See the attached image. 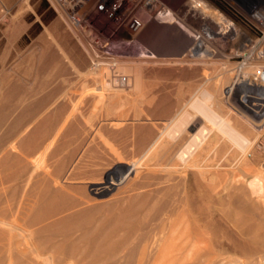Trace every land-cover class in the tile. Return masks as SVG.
<instances>
[{
    "label": "bare ground",
    "instance_id": "6f19581e",
    "mask_svg": "<svg viewBox=\"0 0 264 264\" xmlns=\"http://www.w3.org/2000/svg\"><path fill=\"white\" fill-rule=\"evenodd\" d=\"M74 9L75 7L72 6L71 10ZM247 12L251 13L250 17L255 19L256 23L258 22L257 24L263 31L262 37H251L244 30L238 28V26L236 27L231 19L224 15L222 11L213 6H203L198 9H169L167 12H155L156 15H154L160 18L162 22L169 23L164 30H159L161 31V35H169V42L162 39L155 41L153 44L154 50L160 47L164 53L153 56L147 53L148 45L137 41L136 47L140 48L138 56L120 57L118 55L119 57L111 58V60L109 59L108 62L103 64L100 60H96L99 57L97 58L95 55L96 59L93 58L94 61L92 62L94 70L103 69L101 72V85L99 87V90L102 91L101 93L99 92L100 94H97V92L96 94L94 92L87 93L86 90V92L82 93H77V91L76 93H71L65 89L64 84L44 91L43 87H47L49 83L44 78L38 84V89H26L22 84L15 83V81L10 84L7 90V103L5 106L0 107V129L9 115L14 116L15 114V116L10 124L7 122L9 126L0 135V151L2 152L0 162L4 166L3 169H0V186L5 182L13 180L19 182L32 180L33 174L25 177L26 167L29 164L35 163L38 166L42 156L46 155L47 151H49L51 156H56L61 150H65L69 145L71 146L72 139L69 135L76 134L78 131L79 121L84 115L83 112H85L81 110L83 104L93 101L95 102L94 104L92 102L93 105H96V102H101L104 111L100 110L99 115L98 111L96 114L94 112L91 113V119L97 116L98 118L93 122H91V119L90 121L88 120L90 127L87 129V133L92 137L93 141L97 135L98 137L99 135L104 136L106 162L102 161L104 163H101L105 165L104 169L97 167L91 170L88 177L89 179L91 178L90 181L88 180L90 182L89 186L94 194L102 198L115 188L119 190V193H126L127 195L125 194L122 197L120 196L121 194H118L119 197L112 195L111 199L109 198L110 200H104L103 198L104 201L102 200L100 203L97 199L98 203L96 204H92L93 202L91 203L88 197H86L87 199L84 198L85 196L83 197L84 199H79L82 197L81 195L74 200L70 197V200L68 198L63 199L65 193L63 192V194L55 189V183L57 180L61 181L67 175L73 174L76 167L82 170L77 160L74 162L71 159L73 153L70 154L69 152L68 156L58 158L55 164L57 165V169L66 170L65 176H63L64 174L61 176L59 173L57 178L54 177L56 179L55 183L53 181V187L49 184L41 185V187H38V191H33L36 200L33 203L20 206L19 214L22 215L21 220L24 226L7 218L13 207L11 205L7 207L1 206L3 192H0V264H5L6 262L8 264H56V258L52 252L58 250L66 251L72 259L71 264H99L105 259L113 258L121 248L125 249L126 246L131 244L133 240L127 245L130 232L134 229H141L143 222L145 223L144 220L148 218L153 220L173 215L187 218L185 221V231L188 233V235L186 234L188 236L186 245L195 249L199 246V242H203V238L206 236L203 237L205 232L199 229L200 222H203L204 229L215 228L217 226L216 221L218 219L216 218V214L220 209H217L215 205L218 201L229 206L224 211V215L229 218L233 217V220L237 222V228L240 226V229L242 227L244 230L241 234L239 233L240 235H236L233 234L232 230V234L230 230H226L228 232L226 234L223 233L225 229H221L222 233L226 234V236H223L225 239H223L221 238L222 235L219 233V236L217 233L218 231L215 232V228L214 237L209 240L211 249L216 247L221 254L230 252V254L241 255L249 260L259 258L260 262L264 264V232L258 231L259 229L263 230L264 222L260 223V219L256 216L254 217L255 211L260 209L257 206L256 208L254 203L256 202L258 205L259 202H264V171H258L255 175L251 174L253 178L249 179L247 177L249 173H246L247 167L246 169L241 167L244 172L239 175L240 177L235 181L231 177L232 181H234L233 184L225 185L226 183H221V185L224 184V188L219 190L217 184L214 185L210 182L203 184L201 182V179H207L206 181H208L210 178L205 175L203 168L201 169L198 165L200 158L198 157V150L199 148L201 149V144H204L202 142L206 135L216 130L214 126L218 123L216 122L217 118L220 119L221 125L225 123L223 124L226 125L225 128L228 126V129L224 130L222 128L223 132H227L228 135L230 133L231 138L235 141L234 143L239 142L243 149L255 147L257 142L264 136V4L259 0ZM145 22L137 21L141 28L145 27ZM61 49L63 48L60 47L59 50L62 51ZM49 50L48 53L50 52ZM53 52H50L45 58L40 59L37 71L45 77V75H51L52 69H56L57 67V74L63 76L64 82H67V66L61 63V65L57 66L59 64L57 62L60 60L56 55L57 53L54 54L55 52ZM62 53H65V51ZM88 53L86 54L88 55ZM100 57L102 59V56ZM237 59H240V61L237 62ZM68 61L70 62L69 59ZM175 64L180 65L181 67L177 66L179 68H182L183 65L187 67L183 66L185 68L183 69V73L178 72L179 74L176 75L175 72L177 70L175 71V68L172 67ZM153 65H165V68L162 69L160 67V69H156ZM73 66L76 67L74 64ZM167 66H169V69H167ZM86 68H88V65ZM47 71L49 72L47 73ZM90 72L89 74H92ZM180 74L181 76H179ZM163 75H167L169 84L170 82L173 83V80L179 81V84H187V88L185 87L186 93L188 92V96H190L188 103L190 102L199 114L188 113L189 111L186 110L187 103V105L183 104V106H179L181 109L175 110L176 113H174L173 108H175L176 102L175 105L172 104L169 91L158 87L160 82L157 78ZM96 76L94 75L92 78ZM239 85L259 91L255 97L243 93L240 95L239 100L247 102L249 104L248 109L251 111V114L239 112L242 119H244L242 122L237 121V117L236 121L233 120L234 118H230V115H227L223 111V105L225 103H232L235 96H237L235 91ZM86 88L88 89V87ZM40 89L43 90V93L39 94L40 96L36 100L34 99V102L24 103L28 100L27 98L37 95ZM184 90L181 87L178 93L180 92L182 95ZM127 96H132L134 100L142 104L144 103V106L139 104L136 107V112L133 110L138 116L142 115L143 112L147 117L153 118L158 113L164 114L165 117H161L160 122H158L161 125L158 128L155 127L157 129L156 133L151 131L148 125L145 127L146 124H143L144 126L139 125L140 127L138 128L127 124V115L124 110V101ZM96 110L99 109L95 108ZM231 113L234 112L232 111ZM88 114L90 116V113ZM135 114L134 116H136ZM188 115H191L190 120L186 119ZM158 123L156 122V124ZM209 123H212L213 126ZM151 126L154 127L153 125ZM189 128L193 132L188 134ZM254 130L259 134V136L254 135L256 138L253 136ZM130 131L133 133L132 137H128L130 139L129 142L126 136ZM220 135L222 137V133ZM83 136L81 137L84 139L85 137ZM91 145L93 144L91 143ZM93 146L95 148L93 147L91 152L99 151L101 153V145L98 142ZM226 147L229 148L228 145ZM127 149L138 150V153L129 158L124 157ZM241 150L238 153L242 152ZM13 151L15 152L13 153ZM83 151L85 150L83 149ZM203 151L207 150L203 149ZM235 151L237 153V149ZM85 152H87V149ZM246 153L248 154L249 150ZM254 154L257 153L254 152ZM81 155L79 156L81 157ZM236 155L238 156V154ZM243 156H245V153ZM254 156L257 158L256 155ZM230 157L228 158L230 159ZM228 158L227 160H229ZM233 158L230 159L231 162ZM81 159L83 160V158ZM236 159L234 158V160ZM256 160L259 161V158ZM256 160L252 158V162ZM237 162L239 163V161ZM262 162L260 163L262 164ZM79 163L81 164V162ZM243 163L242 165L244 166ZM86 165L88 164L86 163ZM226 167V170H228L229 166H225L224 168ZM209 168L207 167V169ZM233 168L232 171L236 170H233ZM250 170L254 172L253 169ZM224 173L227 172L225 171ZM220 174L217 176L221 177ZM237 174L236 177H238ZM228 175H226L227 178H230V174ZM45 178L46 175L41 177V180H45ZM227 178L225 179L227 180ZM225 179L224 181H226ZM222 180L219 179L216 183L220 184ZM66 181H69V179ZM58 183L61 184V182ZM221 185L220 187H222ZM10 194L12 198L15 193L10 192ZM73 198L75 197L73 196ZM176 200L180 202L181 206L179 208H171L169 202L172 201L174 203ZM5 203L8 204L7 202ZM224 207L226 206L224 205ZM62 212H66L67 214L53 219L59 213L61 215ZM257 219H259V222ZM119 230L124 231L122 238L114 243H108L111 235ZM76 231H80V235L78 238L72 239V235ZM139 231L142 232V230ZM174 232L176 231L174 230ZM60 233L63 235V239L57 241L56 236ZM144 242L145 245L141 249L142 252L146 251L148 246L150 249L159 251L179 246L174 238H171L169 242L157 239H146ZM132 246H135V244ZM207 246L205 245L204 247L207 248ZM200 248L199 246L198 249ZM202 250H205V248ZM44 251L45 253L46 251L50 252V255H44ZM134 251L129 247L126 257L130 256ZM198 252H195L197 256L199 255ZM118 255L120 256V254ZM218 259L219 257L209 256L206 262L218 264ZM224 260L226 259H222L221 261L224 262Z\"/></svg>",
    "mask_w": 264,
    "mask_h": 264
},
{
    "label": "rangeland",
    "instance_id": "374dc122",
    "mask_svg": "<svg viewBox=\"0 0 264 264\" xmlns=\"http://www.w3.org/2000/svg\"><path fill=\"white\" fill-rule=\"evenodd\" d=\"M250 1L252 3L253 2L254 3L259 2V0H250ZM260 1H262V3L264 4V0H260ZM99 3H100L99 0H91L90 4L88 3V5L86 7L84 6L82 9L80 8L81 10L75 11V10H71V7L69 4H68L69 5L68 6L66 2L59 1V0H0V107L6 105V103H7V90H8V87L10 86V84L13 83L14 81H15V83L18 82V83L22 84V86L25 87L26 89H33V88L38 89L39 88L38 84L44 78V79L48 80V82H49L47 87H43L44 91H46L47 89H50L51 87H55V86L64 84L63 86L65 87V89H67V91L68 92L70 91L71 93H73V92L76 93V91H77V93H82L86 90L87 93L94 92V94H96V92H97V94H100L102 91L99 90V87L101 85V72L103 71V69L101 68L102 70L101 69H95L94 70V67L92 66V62L94 61L93 58L96 59L95 58L96 56H97V58L99 57V59H96V60H100V62L103 64L108 62L109 59L111 60V58H116L119 56L120 57L131 56V55L132 56H138L140 54V48L136 47L137 41H139L140 43H144V44L148 45L147 53H149L153 56H157L160 53H164V51L162 49H160V47L157 50H154L153 44L155 41L162 40V39L165 40L166 42L167 41L169 42V35H161L160 34V32L162 30H164L166 26L169 25L168 22H164V21L162 22V20L160 18H157L155 16L156 15L155 12H153V13H151V12H147V13H145V12L124 13V12H117V11H111V10L110 11L109 10H102L101 9L102 7L99 5ZM246 5H247V8L241 7V9L227 10L226 12H222V13L224 15H226L227 17H229L236 27L238 26V28H241L242 30L247 32L248 35H250L251 37L260 38L263 36V31L261 30V28L257 24L258 22L256 23L255 19H252L250 17L251 13L247 12L252 7L251 6L252 4L248 3ZM137 21H146L145 27L141 28L140 24L137 23ZM159 30H161V31H159ZM57 46H59V47H57ZM60 47L63 48V49H61L62 51L59 50ZM48 50L50 52L54 51L55 52V53L53 52L54 54L57 53L56 55L60 60L59 62H57V63H59V64H57V66L61 65V64H64L65 66H67V75H66L67 77H66V79H68L69 81L67 80V82H64V77L59 76L57 74V72H58L57 67H56V69L55 68L52 69L53 71H52L51 75H45V77L43 76V74H41L39 71H37L40 59L45 58L46 55H48L50 53V52L48 53ZM63 51H65V53H62ZM95 52H96V54H95ZM86 53H88V55ZM165 53H166V51H165ZM98 54L100 56H102V59ZM66 55H68L67 59H66ZM68 59L70 60V62L68 61ZM104 60H105V62H104ZM239 61H240V59H237V62H239ZM73 64L80 69L74 67ZM85 65L86 66L88 65V68H86ZM91 66H92V68H91ZM102 66H104V65H102ZM153 66H152V68H153ZM177 66L181 67L180 65H177V64L172 66L173 68H175V71L177 70L175 72L176 75H178L181 72L183 73V71H184L183 69H185L184 67H187L186 65H183L184 67L182 66V68H179ZM160 67L162 69H164L165 65L154 66V68H156V69L157 68L160 69ZM84 68H85V71H84ZM54 69H55L56 74L54 72ZM167 69H169V66H167ZM48 72L49 71H47V73ZM76 72H78L79 74ZM89 72L92 73L93 75L89 74ZM81 73H83L84 75L83 74L81 75ZM86 73H88V74L86 75ZM181 74L179 76H181ZM94 75L95 76L97 75V76L95 78H92V76L94 77ZM77 76H79V77H77ZM77 78H80V79H77ZM157 79L160 82L158 87L164 88V89L169 91V93L171 95L170 101L172 102V104L175 105V102H176V105H175L176 109L173 108L174 113H176L177 110L181 109V108H179V106H183V104L187 103L188 105L186 104L187 105L186 110L189 111V112L187 111L188 113L199 114L198 111H196V108L193 107L190 104V102L188 103L190 96H188L189 95L188 92L186 93L187 84H179V81H177V80H173V83L170 82V84H169V78L167 77V75L159 76ZM83 80H85V81L83 82ZM86 80H88V81H86ZM71 82H73V83H71ZM97 82H100V83H97ZM82 83H83V85H81ZM65 84H67V85H65ZM86 87H88V89ZM97 87H98V89H97ZM181 87L183 89H185L184 93L182 95L180 94V92L178 93V90ZM81 89H84V90H81ZM43 90L42 89L38 90L37 95H34V96L27 98L28 100H26L24 103L28 104L29 102L30 103L34 102L43 93ZM88 90H90V91H88ZM235 92L237 93V96H235V99L233 100L234 103L232 101H231L232 103H225L223 105V109H224L223 111L225 113H227V115H230V118L231 117L234 118L233 120L236 121V117H237V121L242 122V121H244V119H242L239 112L251 114V111H250V109H248L249 104L247 102L239 100L240 95H242V93H243V94H247V95H250L252 97L253 96L255 97L258 95L259 91H256V90L249 88V87H246L244 85H239L236 88ZM131 97L132 96H130V97L127 96L125 98V101H124L125 102L124 110H125L126 115H127L126 116L127 117V124L130 125L131 127L134 126L135 128L140 127L139 125L142 126L143 124H146L145 127H147V125H148L150 130L153 131L154 133H156L157 129L155 127L158 128L161 125L158 122H160L159 120L161 117L162 118L165 117L164 114L158 113V115L155 116V118H153L150 116L147 117V115L143 112L142 115L138 116L137 113L135 114V112L137 111L136 107L139 106V104H141V106H144V103L142 104V103L134 100L133 97L132 98ZM236 98H238V99L236 100ZM92 102H89L91 104L86 103L87 105L83 104V107L81 110L85 111V112H83L85 116L83 115V117L79 121L77 133L69 135L72 139V145L71 146L69 145V147H67L65 150H61V152L59 154H57L56 156H51L49 151H47L46 155L42 156L41 162L39 163L38 166L35 163L29 164L26 167L25 177H28V176L33 174L32 180H30V181L27 180V181H22V182L13 180V181L5 182L4 184H2L3 186L2 185L0 186V188H1L0 192L1 191L3 192V199L2 200H3V202L5 201L8 203V204H6L4 202V204H3V202H2L1 206L7 207V206L11 205L13 207L11 212L7 216V218L9 220L15 221L16 223L24 226L22 224L23 221L21 220L22 215L19 214V212H20L19 208H21L20 206L27 205V203H33V201L36 200L34 192L38 191L37 189H39L38 187H41V185L44 186L45 184L46 185L49 184L50 186L53 187V184L55 183V179L57 178L59 173L61 176L63 174H64L63 176H65L66 170L62 171V169L61 170L59 168L57 169V165H55V164L57 163L58 158H60L62 156H68L69 152H70V154L73 153V157L71 159L74 162L77 160V162H78L79 166H81L82 170L79 168L77 169V167H76L74 170L76 173L74 172L73 174H71L69 176L67 175L66 178H63L61 181L57 180V182L55 183V185H54L55 189H57L61 193H63V192L65 193V195L63 196V199L68 198V200H70V198H71L74 200V199H77L78 196L80 197V195H81L82 197L79 199H82L85 196L84 198L88 197L90 202L91 203L93 202L92 204H96V203H98V200L100 203V202H102L103 198H104V200H108L110 197H112V195L114 197H117V196L119 197V195L121 193H119V190L117 188H115L110 193L105 195L106 197L103 196V198H102V197H99L96 194H94V192L91 190V188L89 186V184H90L89 181L91 180V178L90 179L88 178L89 173L91 172V170L96 169L97 167L104 169L105 165L101 164V163H104L102 161L106 160V155L104 154V139H103L104 136L102 137V135H99V137H100L99 138L97 135L94 137V141H93L92 137H90L89 134L87 133V129H89V127H90L89 121L91 119L90 118L91 113L94 112L96 114L98 111V115H99L100 110L104 111V108L102 107L103 104L101 102H99L100 104L98 102H96V105H93L95 102H93V104H92ZM189 104H190V106H189ZM234 105H235V107H234ZM90 106H92V107H90ZM224 106H227V107H224ZM89 107L91 108L92 112H91ZM93 107H94V109H93ZM246 107H247L248 112L246 111ZM87 108H88V110H87ZM95 108L99 109V110L95 111ZM231 110L235 114L231 113L232 112ZM88 113H90V116H88L89 115ZM134 114L138 117L134 116ZM231 114H232V116H231ZM14 116H15V114H14ZM14 116L9 115L7 117L8 120L6 119L5 123L3 124L2 128L0 129V135H2V133L5 132V129L9 126V125H7V122H9V124H10L11 121L13 120ZM97 118H98V116L96 118L91 119L92 120L91 122L96 121ZM145 118H147V119H145ZM85 119H87V120H85ZM186 119L190 120L191 115H188V117H186ZM84 120H85V122H84ZM219 120H220L219 118L216 119V122H218L214 126L216 128V130L214 132H211L209 135H206L205 138H207V139L204 138V140L202 142L205 145L201 144V149L199 148V150H198V157H200V158L202 157L201 159L199 158L198 165L201 169L203 168V171H205V175L208 178H210V179H208V181H206L207 179H201V182H203V184H207L206 182H210L214 185L217 184L219 190H222L224 188V184L221 185V183H226L225 185L233 184L234 181L240 177L239 175H241L244 172L243 168L246 169V167H247L246 173L247 172L249 173V174H247V177L249 179H252L253 178L252 175H255L258 171H261V170L264 171V160H263L264 159V151H263L264 150V136H263V138L260 139V141L257 142L255 147H253V148L244 147L246 149H243V148H241L242 146H241V144H239V142L234 143L235 141L231 138L230 133L228 135L227 132H223V129L224 130L228 129V126H227V128H225L226 125H223V124H225V123H223L222 124L223 127H222ZM256 120H260V119H256ZM86 121H88L87 122L88 124L86 123ZM155 121L159 125L156 124ZM209 124L212 125V123H209ZM151 125H153L154 127H152ZM149 128H148V130H149ZM219 129H221V130H219ZM132 131L128 132V135L126 136L127 141H129V142H130V139H128V137L129 138L132 137V133H133ZM81 132H82V134H81ZM192 132H193V130L189 128L188 134L192 133ZM219 133L220 134L222 133V137ZM263 133H264V131H263ZM254 135L259 136V134L256 130H254L253 136ZM81 136L85 137L86 139L85 138L83 139ZM256 136H254V137L256 138ZM101 137H102V139H101ZM221 138H223V139L221 140ZM229 138H231V139H229ZM78 139H80V140H78ZM96 140H97L98 144L101 145V153L99 151L91 152L93 147H94L93 145H95L97 143V142H95ZM91 141H93V142H91ZM129 142H127V143H129ZM221 142H223V143H221ZM91 143L93 145H91ZM220 143H221V147L223 146V148L220 147ZM258 143L260 146L258 145ZM88 145H89V147H88ZM227 145L229 148L226 147ZM230 145H231V147H230ZM84 146L86 147L87 152H85L86 149ZM72 148H74V149H72ZM202 148L204 150L206 149L207 151H203ZM83 149L85 151H83ZM223 149H225L226 151ZM235 149H237V153H236ZM241 149H243V150H241ZM71 150H73V152H71ZM208 150H209L210 154L208 153ZM231 150H232V152H231ZM240 150L242 152L238 153ZM248 150H249V153L247 154L246 152H248ZM121 151H122V149H121ZM14 152L15 151H13V153ZM212 152H213V154H212ZM254 152L257 154H254ZM125 153H124V157L129 158V157L133 156L134 154L137 155L138 150L127 149V151H125ZM127 153H128V155H127ZM201 153H203V155H201ZM230 153H231V155H230ZM235 153L238 154V156ZM244 153H245V156L247 155L248 157L243 156ZM98 154L101 157V159L99 156H97ZM221 154H222V156H220ZM1 155H2V152L0 151V159H1ZM79 155H81V157ZM94 155H96V156H94ZM253 155H256L257 158H259V161L256 160L257 158L255 156L253 157ZM216 156H218V157H216ZM227 156L228 157L231 156L230 159L233 157L236 159V157H238L237 158L238 160L237 159L234 160V158H233L232 162H231V160ZM242 156L244 158H248V159H244ZM75 157H77V158H75ZM88 157H90V158H88ZM95 157H98V158H95ZM214 157H215V159H214ZM261 157H263V158H261ZM81 158H83V160ZM217 158H218V160H217ZM227 158L229 160H227ZM249 158H250V160H249ZM252 158L254 160H256L257 162L256 161L252 162ZM237 161H239V163ZM79 162H81V164ZM92 162H93V164H92ZM230 162H231V164H230ZM242 162H244L243 163L244 166L242 165ZM260 162H262V164ZM86 163L89 166L86 165ZM224 163L228 164V165H225ZM95 164H97V165H95ZM239 164H240V168H239ZM224 165L229 166V169L226 170L227 167L224 168L225 167ZM222 166H224V167H222ZM3 167H4L3 164L0 162V169H3ZM207 167L208 168L210 167V168L207 169ZM241 167H243V168H241ZM232 168H233V170L236 169L237 172H236V170L232 171ZM206 169H207V171H206ZM250 169H253L254 172H252V170H250ZM212 171L214 172L215 175L213 174ZM216 171L218 172V174ZM225 171L227 173H224ZM231 172H233V173H231ZM234 173H235V175H234ZM216 174L217 175L220 174L221 177L217 176ZM228 174H230V178H227L226 175H228ZM236 174L238 177H236ZM45 175H46L45 180L44 179L41 180V177H43ZM233 175H234V177H233ZM54 177H56V178H54ZM231 177L234 178L233 179L234 181H232ZM225 178H227V180ZM65 179L66 180L69 179V181H66ZM219 179L220 180L223 179L222 182H220V184L216 183L217 180H219ZM224 179L226 181H224ZM71 180L72 181L74 180V181L72 182ZM77 180L80 182H78ZM53 181H54V183H53ZM227 181H229V182H227ZM58 182H61V184ZM67 183H68V185H67ZM35 185L36 186L38 185V186L36 187ZM220 185L222 187H220ZM56 186H58V188H56ZM10 192L15 193L12 196V198H11ZM81 192H82V194H81ZM85 192L86 193L88 192V193L86 194ZM4 193H5V195H4ZM90 193L92 194V196ZM8 194H10V195L8 196ZM72 194H74V195H72ZM125 194L122 193L120 196L121 197L125 196ZM87 195H89V196H87ZM73 196L75 198H73ZM4 197H5V199H4ZM92 197H95L96 199L92 198ZM8 198H10L9 201H8ZM9 203H11V204H9ZM221 204H223V203L218 201L217 204L215 205V207L217 209H220L218 211L219 214L218 213L216 214V216H217L216 218L218 219L216 221V223H217V226L215 227L216 231L214 230L215 228L204 229V226L202 225L203 222L202 221L200 222L201 225H200L199 229H200V231L205 232L203 237L205 235L206 236L204 238L207 237L205 240L203 238V242H199L198 245L201 247L200 249H198L199 246L194 249V247H191V246L189 247L188 245H186V241L188 240V236H187L188 233L185 231V221L187 218H184V217L179 216V215H176V216L173 215V216H167V217L165 216L164 218L161 217V218H157V219H153V220L151 218L150 219L148 218L147 219L148 221L144 220L145 223L143 222L142 228L138 229V230H142V232L141 231L138 232V230H136V229H134L132 232H130L127 245L132 242L131 240H133V242H132L133 244L132 243L131 244L132 245L135 244V246H136V247L132 246L131 244L126 246V248H128V249L130 247V249L135 250L130 256L126 257L128 249L126 251V248L124 247L125 249L121 248L116 253V255L113 256V258L105 259V260L101 261L99 264H216L214 262H210V263L206 262V259L209 256L219 257V259H218L219 263L218 264H244V263L245 264H262L260 262L259 258H254V259L249 260V259H247L241 255L238 256L234 253L230 254V252L225 253L226 255L224 253L221 254V252L216 247H213L211 249V244L209 243L210 242L209 240H210V238L214 237V234H213L214 231L215 232L218 231L217 233L218 234L220 233L222 235L221 238L225 239V237H223V236H226V234H228L227 231H229V230H230L231 234L234 232L233 234H236V235H240L242 233V231L244 230L242 227L240 229V226L237 228V222H236V220H233V217L229 218L228 216L224 215V211L226 209H228L229 206L227 204H223V205H221ZM224 205L226 207H224ZM254 205H255V207L257 206L258 208L261 209V210L255 209L256 211L254 213V217L255 216L258 217L260 220L257 219V221L258 220L261 221L260 223L264 222V214H263L264 213V211H263L264 202H259L258 205L255 202ZM169 206L171 208L172 207H174V208L178 207L179 208L181 205H180V202L178 200H176L174 203H172V201H170ZM222 213H223V215H222ZM66 214H67L66 212H62L61 215L59 213L58 215L53 217V219L59 218L61 216H65ZM256 214H258V215H256ZM218 215L219 216L221 215L222 217L221 216L219 217ZM260 215H261V217H260ZM231 220H233V221H231ZM146 222H148V223L146 224ZM208 229L209 230L211 229L210 232ZM221 229H225V230H223L224 231L223 233H226V234H223ZM174 230L176 232H174ZM258 231L264 232V228H263V230L259 229ZM123 232H124L123 230H121V231L119 230L116 233H113L111 235V237L108 239V243H114L115 241L121 239L123 236L122 235ZM220 234H219V236H220ZM61 235L62 234L60 233L56 236L57 241L63 239V235L62 236ZM79 235H80V231L74 232V234L72 235V239L78 238ZM142 235H144L145 237ZM140 238H141V240H140ZM171 238H174L178 242L180 248H179V246L177 248H171L170 247L171 249L167 248L165 250L159 251V250H155L152 248L150 249L148 244H146L148 246L147 250L144 252H142V250H141L143 245H145L144 241L146 239L147 240L148 239L149 240L150 239L151 240L157 239V240H163V242H169V240ZM135 242L137 243V245ZM138 245L140 246L139 247L140 249L138 248ZM205 245L206 246L208 245L207 248L204 247ZM202 246L207 251L202 250V249H204ZM173 249H174V251H173ZM210 250H212V251L210 252ZM203 251H205V252H203ZM195 252H198L200 256L198 255L199 256L198 257L195 254ZM43 253H44V255H47V256L50 255V252H48V251H46V253L44 251ZM52 254L56 258V264H71L72 263V259L69 257V255L64 250L54 251V252H52ZM118 254H120L121 257ZM227 254H229L230 256ZM227 256H229L230 258ZM232 257H234V258H232ZM175 258H176V260H175ZM221 258L226 259V260H224V262H222ZM196 259H197V261H196ZM5 264H8V262H6Z\"/></svg>",
    "mask_w": 264,
    "mask_h": 264
},
{
    "label": "built area",
    "instance_id": "2783aa9c",
    "mask_svg": "<svg viewBox=\"0 0 264 264\" xmlns=\"http://www.w3.org/2000/svg\"><path fill=\"white\" fill-rule=\"evenodd\" d=\"M67 2L71 7H75L76 10H81L84 6L86 7L91 0H59ZM99 5L102 10H111L124 13L133 12H167L169 9H198L213 6L222 12L227 10H237L241 7H246L248 3H252L250 0H99ZM81 8V9H80ZM250 8V10H251Z\"/></svg>",
    "mask_w": 264,
    "mask_h": 264
}]
</instances>
